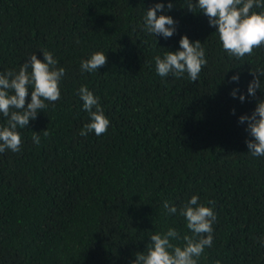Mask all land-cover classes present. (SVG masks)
<instances>
[{
  "label": "trees",
  "instance_id": "trees-1",
  "mask_svg": "<svg viewBox=\"0 0 264 264\" xmlns=\"http://www.w3.org/2000/svg\"><path fill=\"white\" fill-rule=\"evenodd\" d=\"M158 2L176 21L167 39L143 27ZM169 2L0 0V72L18 71L33 53L43 60L42 50L66 70L61 98L18 129L21 150L0 153V264H131L155 232L191 235L179 209L193 195L216 213L199 264H264V156L248 152L252 137L239 122L264 99V77L255 96L247 92L252 71L264 70V47L230 56L206 15ZM183 35L205 49L196 82L155 71L154 58L178 50ZM96 51L107 63L81 71ZM81 85L110 120L100 136L80 135L90 122Z\"/></svg>",
  "mask_w": 264,
  "mask_h": 264
},
{
  "label": "clouds",
  "instance_id": "clouds-1",
  "mask_svg": "<svg viewBox=\"0 0 264 264\" xmlns=\"http://www.w3.org/2000/svg\"><path fill=\"white\" fill-rule=\"evenodd\" d=\"M184 5L193 13L201 12L208 17L209 24L217 28L216 33L225 52L238 59L252 55L255 48L264 47V0H184ZM165 5L156 3L146 10L144 16V30L149 34L172 37L176 32V21L172 16L163 14ZM171 10L173 4L167 5ZM199 9V11H197ZM158 12L161 14L158 15ZM180 48L176 51L168 50L163 57L157 55L155 71L161 77L169 74L181 78L187 73L190 82L198 81L204 66L207 65L205 49L201 41H191L183 35L179 41ZM41 60L33 53L19 70L0 72V114L6 119V124H0V153L6 150L19 152L22 138L18 129L28 127L30 120H35L40 110L54 104L61 98L60 81L65 76L64 67H57L58 60L49 51H44ZM107 63V56L103 51H96L86 60L81 61V71L95 72ZM29 69H31L29 71ZM254 79L249 82L248 95L255 96L256 89L261 88L260 77H264V70L253 72ZM239 80V74L230 78ZM31 89V100L26 103V97ZM83 101V109L89 113L90 122L85 124L80 135L86 136L93 132L100 136L104 134L110 120L104 113L99 97L95 96L86 85L78 90ZM231 95L235 98L237 91ZM241 102L245 95H239ZM47 102V103H46ZM235 110L233 109V114ZM247 121V131L252 139L247 140V146L252 156H264V99L257 102L251 115H241L239 122ZM47 136V129L44 130ZM32 140L39 145L40 136L33 131ZM212 207L199 202L197 195L179 209V214L186 220V227L191 235L181 237L175 228H168L165 232H155L150 235V241L143 251L135 252V259L131 264H199V259L206 247L213 242V224L216 221L214 202L208 201ZM163 207L170 213H177L175 205L164 201ZM182 240L183 244L172 241ZM264 246V238H261ZM219 264V261L217 262Z\"/></svg>",
  "mask_w": 264,
  "mask_h": 264
}]
</instances>
